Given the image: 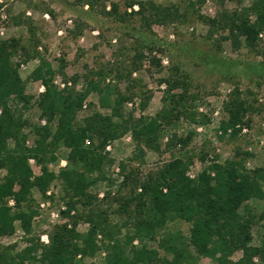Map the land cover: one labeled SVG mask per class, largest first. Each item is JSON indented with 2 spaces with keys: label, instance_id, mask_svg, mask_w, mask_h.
Instances as JSON below:
<instances>
[{
  "label": "rangeland",
  "instance_id": "rangeland-1",
  "mask_svg": "<svg viewBox=\"0 0 264 264\" xmlns=\"http://www.w3.org/2000/svg\"><path fill=\"white\" fill-rule=\"evenodd\" d=\"M137 1L176 5L184 18L165 26L152 25L149 30L139 17L119 22L116 17L106 14L112 12L113 5L119 7L121 14L131 13L130 5ZM250 4L251 0H97L92 9L77 0H0V41L19 40L32 54V58L25 62L20 50L14 59L19 65L26 95L33 98L29 105L14 98L12 110L16 111L17 117H21L22 123L19 140L9 141V147L14 152L30 154L40 140L37 130L48 126L47 119L37 107L39 95L45 92V87L42 81L33 79L42 61L52 67L55 72L53 84L61 92L83 93L89 79L97 80V74H103L102 89L110 87L131 97L124 104L123 113L126 117L133 115L135 121L140 117H155L162 110L167 86L160 84L161 80L187 78L188 93L194 98L192 112L196 114L195 121L183 117L167 125L157 151L142 147L143 153L140 154L132 131L108 144L105 153L112 163L105 169L103 181L93 186L89 193L95 198L93 208L106 211L108 233L113 239L99 232L96 237L99 250L87 258L79 255V261L104 264L108 249L118 239V230L122 239L132 230L130 215H133V209L129 215L118 214L119 203L115 202L131 191L121 187L124 181L122 166L127 172L138 171L144 178L157 171L173 155H183L187 151L194 155L188 176L196 179L207 166L233 160L240 152L244 157L239 160H244L248 171L264 169V56L245 46L236 47L230 39H226L228 31L210 26L211 21L217 20L224 11L233 12ZM133 9L137 11L139 8L134 6ZM261 35L259 50L263 51L264 31ZM139 53H144L140 61L137 59ZM151 57H156L160 66L153 65ZM75 78L77 82H74ZM236 89L251 109L246 118L249 126H243L238 136L233 138L231 135L235 129L230 128L224 133L220 125L226 119L225 105ZM181 91L179 89L175 93ZM99 97L97 93L89 94L77 115V124H83L94 112L111 113L110 109L102 108ZM144 102H147L146 108L142 107ZM55 125L56 122L52 125L53 129ZM189 133L194 135L185 151L179 148L172 152L165 150V144L172 135L186 137ZM48 143H51V138ZM85 145L90 146V141L87 140ZM48 153L44 163L34 156L29 158L34 177L42 176L44 167L56 176L69 167L67 148L52 147ZM202 154L207 155L205 162L200 159ZM5 176L6 171L0 169V183ZM66 198L63 183L58 178L51 183L45 195L37 189L32 190L24 198V203L33 204L37 213L31 234L17 225L13 234L0 237V250L8 248L14 253L20 252L31 245L30 239L48 246L55 227L68 225L72 228L73 217L78 215H84V218H76L77 232L86 234L90 231L92 224L86 221L90 208L78 204L66 214L69 211ZM8 205L14 208L15 199L11 198ZM247 206L256 223L253 245L260 246L264 238V222L259 220V216L264 211V198L251 200ZM190 227V224L178 220L169 224L168 230L186 236ZM133 245L140 247L141 244L136 239ZM241 255L236 253L232 260H239ZM260 262V259H255L256 264ZM209 263L206 259L199 262Z\"/></svg>",
  "mask_w": 264,
  "mask_h": 264
},
{
  "label": "trees",
  "instance_id": "trees-1",
  "mask_svg": "<svg viewBox=\"0 0 264 264\" xmlns=\"http://www.w3.org/2000/svg\"><path fill=\"white\" fill-rule=\"evenodd\" d=\"M77 2L93 9L97 0ZM134 6L139 9L135 11ZM130 8L131 13L121 14L119 7L113 5L112 12L106 14L116 17L119 22L139 17L149 30L152 25L165 26L184 18L176 5L162 6L152 1H137ZM48 12L53 14L51 10ZM210 26L228 31L226 39H230L236 47L245 46L264 56V50H259L260 35L264 31V0H251L247 8L224 11L217 20L211 21ZM30 31H34L32 27ZM20 50L25 62L32 58L31 51L22 46L19 40L0 41V169L6 171L0 183V237L13 234L17 225L25 233L31 234L37 213L33 204L24 203V198L35 189L45 195L57 178L63 183L68 199L69 211L66 214L78 204L90 208L86 221L92 227L86 234L78 233L76 218L82 219L84 215L73 217L72 228L68 225L55 227L48 246L30 239L31 245L20 252L14 253L13 249L8 248L0 250V264H84L77 257L81 255L87 258L99 250L96 243L99 232L113 239L108 233L106 211L93 208L95 198L89 193L93 186L103 181L105 169L112 163L105 153L108 144L132 131L140 154L143 153L142 147L157 151L167 125L183 117L195 121L196 114L192 112L194 98L188 93L187 78L161 80L160 84L167 86L162 110L155 117H140L135 121L133 115L126 117L123 113V106L131 97L110 87L102 89L103 74L98 73L97 80L89 79L83 93L61 92L53 84L55 72L52 67L42 61L33 79L42 81L45 87V92L39 95L37 107L47 119L48 126L41 128V132L37 130L40 140L30 154L14 152L9 147V141H18L22 129L21 117H17L16 111L12 110L14 98L24 105H29L33 99L26 95L19 65L14 60ZM143 58L144 53L137 55L139 61ZM151 62L160 66L156 57H151ZM74 82H77V78ZM179 89L182 91L175 93ZM91 93H97L102 108L110 109L111 113L94 112L79 125L76 123L77 115ZM113 96L115 98L112 99ZM146 106L147 102H144L142 107ZM250 109L236 89L225 105L226 119L220 125L221 130L227 133L233 128L235 130L231 136L237 137L243 126H249L246 118ZM238 126L239 129L236 128ZM193 135H172L165 144V150L172 152L179 148L185 151ZM50 138L51 143H48ZM87 140L90 146L85 145ZM60 146L69 150V167L62 169L58 176L44 167L43 175L34 177L29 158L34 156L44 163L51 148ZM244 154L249 156L248 153ZM236 156L238 160L236 157L223 164L207 166L196 179L188 176L194 155L187 151L183 155H173L157 171L144 178L138 171L127 172L126 167L122 166L124 181L121 187L130 188L131 191L115 202L119 203L118 214L129 215L133 209V215H130L132 230L123 239L118 230V239L108 249L104 264H199L203 259L209 260V264H256V258L260 259V264H264V238L260 246L253 245L256 223L247 206L251 200L264 198V169L248 171L244 160H239L244 157L243 154L238 152ZM200 159L205 162L207 155L202 154ZM51 160H55V157H51ZM11 198L15 199L14 208L8 205ZM178 220L191 225L188 235L168 230V225ZM259 220L264 222V211ZM136 239L140 241V247L133 245ZM236 253H241V258L233 261Z\"/></svg>",
  "mask_w": 264,
  "mask_h": 264
},
{
  "label": "built area",
  "instance_id": "built-area-1",
  "mask_svg": "<svg viewBox=\"0 0 264 264\" xmlns=\"http://www.w3.org/2000/svg\"><path fill=\"white\" fill-rule=\"evenodd\" d=\"M45 17H46V18H48V17H49V15H45ZM261 36H262V35H261ZM21 66L23 67L24 65H21ZM11 204H13V203H11Z\"/></svg>",
  "mask_w": 264,
  "mask_h": 264
}]
</instances>
